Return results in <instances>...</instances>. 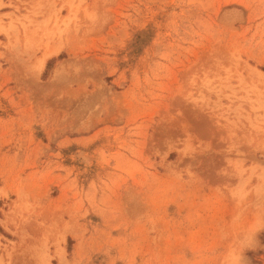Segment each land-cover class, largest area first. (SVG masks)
I'll use <instances>...</instances> for the list:
<instances>
[{"label":"rangeland","instance_id":"obj_1","mask_svg":"<svg viewBox=\"0 0 264 264\" xmlns=\"http://www.w3.org/2000/svg\"><path fill=\"white\" fill-rule=\"evenodd\" d=\"M0 264H264V0H0Z\"/></svg>","mask_w":264,"mask_h":264}]
</instances>
